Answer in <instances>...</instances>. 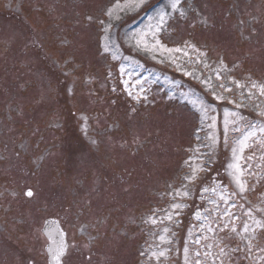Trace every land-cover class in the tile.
<instances>
[{
    "label": "rangeland",
    "instance_id": "374dc122",
    "mask_svg": "<svg viewBox=\"0 0 264 264\" xmlns=\"http://www.w3.org/2000/svg\"><path fill=\"white\" fill-rule=\"evenodd\" d=\"M168 5L169 0H147L138 9L126 0H0V264H45L41 229L48 218L57 219L68 244L75 245L71 264H175L176 249L182 262L189 230L201 231L196 213L206 216L205 209L215 207L211 201H218L216 193L203 188L235 187L227 164L241 133L230 127L224 146V114L240 113L262 123L256 106L264 108V96L257 90L248 96V78L264 82V0H183L187 18L168 19L157 34L166 47L188 52L172 53L175 63L167 52L157 51L152 59L125 43L155 25ZM108 9H113L111 34L121 45L119 52L103 51L104 33L96 21H107L103 13ZM145 39L153 42L151 34ZM141 84V97L148 100L136 103L126 87L135 94ZM201 102L209 105L203 119ZM212 117L214 129L208 127ZM212 133L219 143L209 171L188 183L184 176L190 169L183 162L191 153L186 149L211 143L205 138ZM262 155L259 147L249 148L244 156L252 159L240 161L244 179L255 190L243 199L232 196L227 205L241 218L238 226L246 219L244 210L264 206ZM184 184L191 197L174 201L175 190ZM28 188L33 198L24 195ZM173 202L187 205L173 222H144L154 211L157 218L171 211ZM218 203L223 212L226 205ZM165 226L173 245L158 239ZM207 235V243H214L224 233ZM230 236L225 243L230 248L239 243L241 249L231 252L235 264H261L259 247L246 256V242ZM170 247L167 260L152 255Z\"/></svg>",
    "mask_w": 264,
    "mask_h": 264
},
{
    "label": "snow or ice",
    "instance_id": "6c2138e0",
    "mask_svg": "<svg viewBox=\"0 0 264 264\" xmlns=\"http://www.w3.org/2000/svg\"><path fill=\"white\" fill-rule=\"evenodd\" d=\"M147 0H126V4H130L135 8L142 7ZM119 10H123V8L117 4L115 6ZM104 16L107 17V21L105 19H99L96 21L101 26V31L104 33L103 35V51L108 52L110 49L115 48L117 52L121 45L116 41L113 40L112 37V29L114 27L113 21V9H108L103 13ZM187 18V13L183 7V0H169V5L167 8L160 12L157 17V23L155 25H149L148 31L141 32L137 35L130 37L128 40L125 41L127 46L130 49H135L137 52L144 53L149 55L152 59H156V52L159 51L161 55L165 52L169 53V58L173 63H175V57H171L172 53H180L183 52L184 55H188L187 51L184 49L176 47V48H168L163 45L158 38L157 34L161 31L165 30V26L167 25L168 19L170 18ZM89 21H93L94 17L88 16ZM118 18V17H117ZM202 24L206 25L207 20L201 19L200 21ZM149 34L153 37V42H148L145 37ZM135 41L133 43L132 41ZM186 47H191L193 51H197L194 45L189 44L187 41L185 42ZM200 55H205L206 53H200ZM113 59H116V54L114 53L112 56ZM125 59H127L125 57ZM158 63H164V59L157 60ZM221 65H223V60L220 61ZM207 67V65H205ZM177 70L180 69V65H176ZM235 67V66H234ZM227 71V69H224ZM120 71L122 73L126 72L124 67H121ZM184 75H190V73L185 72ZM219 78V77H217ZM251 82V87L248 91V96L251 97L255 93L253 90H257L260 96H264V82H257L251 80V77L248 78ZM127 85V81L124 82ZM137 83H140L137 81ZM202 83H206L203 82ZM236 84L237 88H244L245 85L239 83L238 81H233ZM223 87V85H221ZM227 91H231V89H226ZM71 91V89H69ZM115 91V89H113ZM126 91L128 95L136 101V103H140L141 100L147 101V95L141 97V92H144L143 85L141 84V88L135 94H133L131 88L126 87ZM217 100H224L223 96H216ZM229 103H233V101H229ZM241 104H236V107H241ZM259 110L256 112V115L261 119V124L257 125L252 121L246 120L240 113H229L225 112L224 114V129H223V143L225 147L229 145V138L228 133L231 127V130L234 132H240L241 135L237 138L233 145L231 146V153H232V162L227 164V175L230 179V182L235 187L232 190L226 189L224 187H212V188H203V192L207 193L212 191L216 193L218 196V201L224 202L226 205L223 212H219V203L217 200L211 201V203L215 206L213 209H205L207 213L206 216H202L200 212L196 213V219L199 223V227L201 231L197 234H193L191 230H189L187 239L182 246V262L179 259L180 249H176L177 252V259L175 264H206V261L209 257H211L210 264H235V260L231 259V252H239L240 246L239 243H236L234 246L230 248L228 243H225L226 240H230V234L235 233L239 237L240 242L245 243V255L247 256L249 253L253 251L254 248L259 247V252L264 253V206L252 205L251 207L247 208L243 211L244 217L241 221V224L238 226L236 224L237 220L241 218L237 216L234 212L231 211L227 205L231 201L232 196L240 197L241 199L244 198V195L248 191H254V186L249 185L248 181L244 179L245 176V168L241 165V160H251L252 157L248 156L245 157L244 153L245 150L252 148L255 149L259 147L262 151H264V108H260L259 105L256 106ZM133 111H135V107H133ZM199 111L203 114V116H207L209 111V105L203 102L200 103ZM231 118V119H230ZM86 123L87 117H81ZM212 123L208 125L210 128H215V117H212ZM203 128V125H202ZM86 131V129H85ZM196 139L199 141L200 137L199 134L196 133ZM207 141L211 143L204 144V145H197L196 147H189L186 151L191 153V156L184 160V165L190 169V173L185 174L184 180L188 183H195L199 177V173L201 172H208L209 167L208 165L213 162V152L216 149L217 144L219 143V138L216 136L215 133L209 134L205 138ZM95 144V141H91ZM201 146L206 147L208 151L201 152ZM264 160V155L261 157ZM195 160H200L199 164L195 163ZM24 195L28 198H33L35 196V192L32 188H28ZM171 195V193H170ZM192 192L188 189L187 184L181 186L180 189H176L173 195V200L179 199H187L190 198ZM233 207H238L235 205V202H232ZM187 207L185 203L182 202H173L170 204L171 211L164 210L165 215L157 218L155 211L152 215L148 216L145 219L146 224H151L153 226L157 225L158 223H162L164 220L169 222H173L174 215L179 216L181 212ZM216 212V217L212 219V213ZM207 221V223H206ZM216 224V228L212 227V224ZM180 222L178 220L175 221V226L179 227ZM81 233L84 232V228L80 229ZM171 229L165 226L161 230V234L158 235V239L161 243H166L168 245H173L174 240L169 238V233ZM217 232L224 233L223 236H219L214 243H207L209 240V236L207 233L216 234ZM174 237L176 234L171 233ZM155 235V234H154ZM61 239L59 243L55 246L48 245L46 256L50 257V260L46 258L45 264H71L68 257L70 256V247H75V245H69L65 243L63 237L64 233H60ZM49 238H51V233H49ZM253 241L257 243L254 244ZM203 242V243H202ZM215 247L218 251L213 255L211 253V249ZM203 249V251H201ZM173 251V249L166 248L162 249L159 252H153L152 255L156 257L157 261H159L160 257H164L166 260L169 258L168 253ZM261 264H264V260L261 261Z\"/></svg>",
    "mask_w": 264,
    "mask_h": 264
},
{
    "label": "water",
    "instance_id": "95a60500",
    "mask_svg": "<svg viewBox=\"0 0 264 264\" xmlns=\"http://www.w3.org/2000/svg\"><path fill=\"white\" fill-rule=\"evenodd\" d=\"M61 232L64 233L63 239H64L65 243H67L66 233L61 228L60 223L57 219L49 218V219H46L44 221L43 227L41 229V233L44 235V237L47 240V244L44 247L46 253H47L48 245L55 246L57 243H59V241L61 239V236H60ZM49 233H51V238H49ZM47 259L50 260V257H47Z\"/></svg>",
    "mask_w": 264,
    "mask_h": 264
}]
</instances>
